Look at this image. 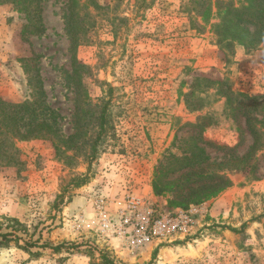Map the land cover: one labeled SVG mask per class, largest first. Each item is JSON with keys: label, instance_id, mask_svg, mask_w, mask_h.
I'll return each mask as SVG.
<instances>
[{"label": "rangeland", "instance_id": "374dc122", "mask_svg": "<svg viewBox=\"0 0 264 264\" xmlns=\"http://www.w3.org/2000/svg\"><path fill=\"white\" fill-rule=\"evenodd\" d=\"M37 1L44 30L33 33ZM189 4L31 0L18 12V5L0 3V98L21 103L41 85L59 133L67 137L79 126L72 148L57 151L52 137L16 140L17 163L0 164V264H101L102 253L114 264H264V133L251 168L230 167L231 155H245L252 142L244 115L206 126L210 143L198 144L210 161L227 160L229 183L217 195L174 207L168 195L152 191L158 161L169 152L180 155L187 148L182 141L197 134L188 123L221 112L226 97L220 92L264 96L263 45L218 43L210 26L216 18L205 23L187 14ZM195 77L209 81L201 83L205 92H196L203 106L192 111L185 101ZM78 100L87 110L79 115ZM258 102L255 115L262 118L264 98ZM126 192L162 211L196 208L193 229L133 255L120 251L97 233L94 201Z\"/></svg>", "mask_w": 264, "mask_h": 264}, {"label": "trees", "instance_id": "16d2710c", "mask_svg": "<svg viewBox=\"0 0 264 264\" xmlns=\"http://www.w3.org/2000/svg\"><path fill=\"white\" fill-rule=\"evenodd\" d=\"M6 1L18 5L17 11L21 12L28 7L31 0H0V3ZM39 9L37 1L36 16L34 15V21L30 25L33 33H40L44 30ZM186 12L190 15L196 14L205 23H210L214 16L216 21L211 22L210 26L218 43L229 46L237 42L246 48L261 44L264 47V0H237V2L233 0H190ZM70 22L71 17H68V20L66 18L68 26ZM72 63L75 67L79 64ZM73 71L74 69H72ZM208 81L205 77L194 78L192 90L186 95V97L191 96L190 102L185 101L187 108L194 111L203 106L205 98L199 97L196 92L199 87L202 92H205L206 86H201V83ZM215 82L217 83V81L213 83ZM38 83L40 84L39 80ZM79 86L78 91L80 92ZM75 88L73 89L75 90ZM38 91L37 96L21 103L7 102L0 98V164L17 163L16 140L52 137L55 140L57 151L62 149L61 146L67 149L72 148L75 144V139L79 136L77 131L79 126L76 125L74 133L63 137L57 126L58 114L56 110L46 102V94L41 85ZM220 94L226 97L221 112L217 115H201L197 117L195 123H188L191 129L197 131V134L190 137V142L187 139H182L187 148H182L180 155L171 152L163 155L155 166L151 181L152 191L158 196L168 195V203L171 206L186 207L198 204L217 195L229 183L224 169L226 166H223L227 160L210 161V156L206 153L205 148L198 145L202 142L210 143L203 138L202 134L206 126L216 125L221 120H236L239 114L245 116L244 124L252 142L245 155L241 157L231 155L230 160L235 163L230 166L231 169H241L242 167L245 169L246 166L251 168L252 158L255 159L263 145L264 114L262 118H258L255 113L259 111L256 109L259 103L258 99L264 98V96L235 93L232 90L222 91ZM77 95L80 97V94ZM236 97L247 99L251 103L240 105L239 102H236L233 105V100ZM78 104L79 100L76 103L77 115L85 113L87 111L85 104L82 107H79ZM104 122L105 110L103 109L98 118L99 131L91 146V158L95 157L96 142L103 131ZM79 184L76 182V186ZM59 247L60 245L55 246L56 249ZM100 256L101 264H114L106 254L102 253Z\"/></svg>", "mask_w": 264, "mask_h": 264}, {"label": "built area", "instance_id": "2783aa9c", "mask_svg": "<svg viewBox=\"0 0 264 264\" xmlns=\"http://www.w3.org/2000/svg\"><path fill=\"white\" fill-rule=\"evenodd\" d=\"M196 210L162 211L143 196L126 192L117 198H96L94 222L100 236L133 255L157 239L190 233Z\"/></svg>", "mask_w": 264, "mask_h": 264}]
</instances>
